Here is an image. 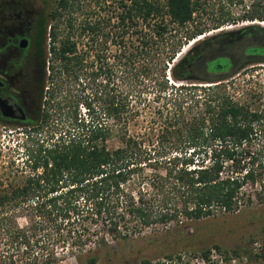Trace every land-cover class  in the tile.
<instances>
[{
    "label": "trees",
    "instance_id": "16d2710c",
    "mask_svg": "<svg viewBox=\"0 0 264 264\" xmlns=\"http://www.w3.org/2000/svg\"><path fill=\"white\" fill-rule=\"evenodd\" d=\"M92 1L57 0L54 9L58 22L66 18L68 32L51 52L60 63L59 74L74 81L87 79L88 71L84 56L77 55L76 40L88 35L95 42L103 33L100 23L93 22ZM102 1H116L118 32L112 43L124 48L130 71L142 75L143 89L154 94L153 121L165 119L167 124L158 142L131 133L130 123L148 100L140 96L133 102L129 94H113L105 109L112 124L93 114L92 103L84 101L87 115L75 112L61 128L52 129L53 108L62 111L69 104L65 97L55 105V91L49 97L43 94L40 121L25 127V159L22 164L11 159L9 180L0 182L4 186L8 181L10 187L0 193V264H57L52 251L35 250L39 236L63 243L71 239L72 247L80 249L78 258L90 255L88 264H96L95 250H86L94 236L88 225L102 223L113 241L127 242L152 226L183 230L234 214L253 204L251 196L243 199L248 186L257 197L264 196V86L245 80L264 64V26L251 24L206 38L177 61L186 44L210 31L189 29L200 13L198 0ZM76 15L84 16L80 23ZM241 21L264 19L249 15ZM53 37L58 39L59 33ZM160 63L165 68L156 78ZM250 66L255 68L246 72ZM51 69L54 81L58 72L55 66ZM191 81L206 86L186 85ZM114 139L118 146L111 148ZM26 168L30 174L22 180L12 176ZM21 219L30 226H21ZM108 242L102 236L95 244ZM213 248L227 252L214 245L200 254L207 256Z\"/></svg>",
    "mask_w": 264,
    "mask_h": 264
},
{
    "label": "rangeland",
    "instance_id": "374dc122",
    "mask_svg": "<svg viewBox=\"0 0 264 264\" xmlns=\"http://www.w3.org/2000/svg\"><path fill=\"white\" fill-rule=\"evenodd\" d=\"M97 1L100 2L97 3ZM198 1L201 5L200 13L197 15L195 23L189 26V29L200 28L210 31L197 38H202V40L200 39V41L192 44L194 42L193 40L186 44L182 48V52L177 56V61L181 60L198 43L205 41L206 38L215 36L221 32L236 31L247 26L248 24L246 23L248 22L241 21V18L244 16L257 15L264 19V0ZM91 5L93 22L100 23V26L103 28V33L101 36L95 37V42H92V38L88 35L77 40L75 39L78 42L77 55L84 56V64L87 66L86 70H88L87 72L84 70L87 79L83 77L82 81H74L65 78L59 74L61 72V69H59L60 63L54 61L55 71L58 74L54 81L47 84V87L52 90L51 92L55 91V99L52 98L55 105L65 97L69 105L68 107L66 105L63 106L62 111L56 110L55 107L53 108L54 110L51 112L54 118L52 129L61 128V126L67 123L68 116L74 115L75 112L83 116L87 115L88 110L81 105L84 101L92 103L93 114L99 115V118L112 124V118H109L105 114V109L112 95L117 94L119 97H128L129 94V100L133 102H136L140 96L141 98H147L148 101L150 100L149 103L147 101L146 105H140L143 111L135 121L130 123V132L135 135L146 134L145 137L148 139L152 138L154 142H158L167 123L165 119L153 121L152 110L155 103L153 104L152 100L154 94L148 89H143L141 83L144 78L142 75L139 77L130 71L128 60L122 56L124 48L122 47L120 49V47L112 43V38L118 32V29L115 28L117 24L116 13L118 12L116 8L118 5L116 1H109L105 4L102 0H93ZM76 16L79 18L78 23H80L84 16ZM231 19L240 21L236 24L227 22ZM219 23L223 25L218 29H213ZM263 23L257 24L264 26ZM112 26L114 27L112 28ZM57 28L59 29V38L56 41V46L58 47L68 32L65 17L57 23ZM172 36L168 35V41H173ZM120 50H122L121 55ZM136 65L140 66V63H136ZM166 65L170 68V65ZM164 66L165 63H160L154 69L156 78L163 74ZM257 66L258 68L256 69H258V72L253 77L244 79L248 80L251 78L254 82L258 81L264 86V64ZM252 68L255 67H248V71L246 72H249ZM50 70L51 74H53L52 69ZM91 74H94V76L91 77ZM238 80L242 82L243 78L240 77ZM148 85L150 86V84ZM186 85L206 86L205 84L192 81L187 82ZM60 86H64L61 92L58 91ZM45 91L50 92L47 89ZM198 95L203 96L201 91L198 92ZM47 97H49V94H47ZM46 109L47 107L45 106ZM187 118L189 120L191 118L190 115ZM150 129H153V131H150ZM25 132V128L2 127L0 131V182L9 178V162L11 159L16 160L17 164L19 162L22 164L25 159L22 151V144L26 140ZM173 142L175 140L171 139L170 143ZM117 146L118 141L116 139L110 142L111 148H116ZM11 173L13 177H20L19 180H22L23 177L30 174V170L26 168L23 173H16V171ZM9 190L8 181L5 182L4 186H0V193ZM248 196H251L250 199L253 201V204L251 206H243L234 214L197 222L183 230L176 228L174 225L168 228L160 225L152 226L144 229L142 233H135V237L127 242L113 241L107 235V227L102 223L88 225L90 232H94V236L86 247V250H95V256L97 257L96 264H140L145 260L151 264L152 262L171 257L180 252L200 254L202 250L219 245L227 251V254L233 256V250L240 251V256H234L237 258L236 264H264V203L259 202L260 198L264 200V196L257 197L249 186L243 190V199L245 200ZM19 222L23 227L30 226V223L26 219H21ZM77 227L78 232L82 230L80 225ZM45 232L47 230L42 231L41 235H44ZM52 232L54 234V231ZM63 232L66 233L67 229H63ZM102 236H106L109 241L108 245L98 247L95 242ZM38 238L35 239V241H39L38 247H34L35 250L39 254L43 251H52L56 254L57 264H88L89 262L90 255H86L81 259L78 258L80 249L78 247H72L71 239L63 243L53 238H40V236Z\"/></svg>",
    "mask_w": 264,
    "mask_h": 264
},
{
    "label": "flooded vegetation",
    "instance_id": "af4514ba",
    "mask_svg": "<svg viewBox=\"0 0 264 264\" xmlns=\"http://www.w3.org/2000/svg\"><path fill=\"white\" fill-rule=\"evenodd\" d=\"M56 1L0 0V131L30 127L42 117L55 66L53 33H59ZM203 65L206 70V58Z\"/></svg>",
    "mask_w": 264,
    "mask_h": 264
},
{
    "label": "built area",
    "instance_id": "2783aa9c",
    "mask_svg": "<svg viewBox=\"0 0 264 264\" xmlns=\"http://www.w3.org/2000/svg\"><path fill=\"white\" fill-rule=\"evenodd\" d=\"M233 255L211 249L207 256L192 252H180L171 257L152 262L151 264H236ZM144 264V263H140ZM150 264V263H149Z\"/></svg>",
    "mask_w": 264,
    "mask_h": 264
},
{
    "label": "bare ground",
    "instance_id": "6f19581e",
    "mask_svg": "<svg viewBox=\"0 0 264 264\" xmlns=\"http://www.w3.org/2000/svg\"><path fill=\"white\" fill-rule=\"evenodd\" d=\"M257 23H263V22H257V21H254V22H248V23H246V24L251 25V24H257ZM263 24H264V23H263ZM200 39H202V38H199V39H197V40H194V42H193L192 44L198 42ZM192 44H191V45H192Z\"/></svg>",
    "mask_w": 264,
    "mask_h": 264
}]
</instances>
